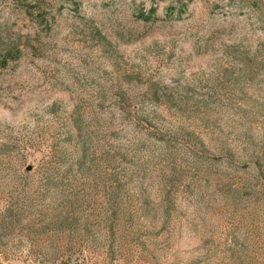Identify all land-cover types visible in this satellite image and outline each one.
<instances>
[{
	"label": "rangeland",
	"instance_id": "rangeland-1",
	"mask_svg": "<svg viewBox=\"0 0 264 264\" xmlns=\"http://www.w3.org/2000/svg\"><path fill=\"white\" fill-rule=\"evenodd\" d=\"M0 264H264V0H0Z\"/></svg>",
	"mask_w": 264,
	"mask_h": 264
},
{
	"label": "trees",
	"instance_id": "trees-1",
	"mask_svg": "<svg viewBox=\"0 0 264 264\" xmlns=\"http://www.w3.org/2000/svg\"><path fill=\"white\" fill-rule=\"evenodd\" d=\"M10 40V39H9ZM12 42H14V41H12ZM11 42V43H12ZM14 45V44H13ZM15 48H16V45H14V47L10 50V53L13 51L14 52V50H15Z\"/></svg>",
	"mask_w": 264,
	"mask_h": 264
}]
</instances>
